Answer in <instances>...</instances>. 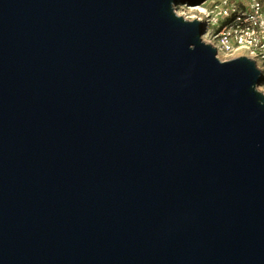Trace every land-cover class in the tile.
Returning a JSON list of instances; mask_svg holds the SVG:
<instances>
[{
	"label": "water",
	"instance_id": "1",
	"mask_svg": "<svg viewBox=\"0 0 264 264\" xmlns=\"http://www.w3.org/2000/svg\"><path fill=\"white\" fill-rule=\"evenodd\" d=\"M183 0H0V264H264V94Z\"/></svg>",
	"mask_w": 264,
	"mask_h": 264
},
{
	"label": "built area",
	"instance_id": "2",
	"mask_svg": "<svg viewBox=\"0 0 264 264\" xmlns=\"http://www.w3.org/2000/svg\"><path fill=\"white\" fill-rule=\"evenodd\" d=\"M189 20H198L203 41L217 51L221 61L241 56L252 59L263 80L264 94V0H203L184 4Z\"/></svg>",
	"mask_w": 264,
	"mask_h": 264
},
{
	"label": "rangeland",
	"instance_id": "3",
	"mask_svg": "<svg viewBox=\"0 0 264 264\" xmlns=\"http://www.w3.org/2000/svg\"><path fill=\"white\" fill-rule=\"evenodd\" d=\"M175 12L177 13V15L182 16L185 19H187V17L189 16L187 13V9L185 8L183 2L175 8ZM187 20H189V19H187Z\"/></svg>",
	"mask_w": 264,
	"mask_h": 264
},
{
	"label": "trees",
	"instance_id": "4",
	"mask_svg": "<svg viewBox=\"0 0 264 264\" xmlns=\"http://www.w3.org/2000/svg\"><path fill=\"white\" fill-rule=\"evenodd\" d=\"M203 0H183V4L198 5Z\"/></svg>",
	"mask_w": 264,
	"mask_h": 264
}]
</instances>
